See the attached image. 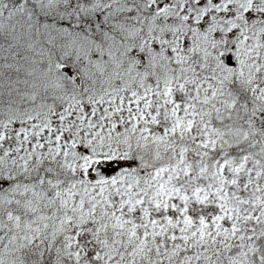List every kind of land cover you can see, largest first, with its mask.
<instances>
[{
  "label": "snow or ice",
  "instance_id": "obj_1",
  "mask_svg": "<svg viewBox=\"0 0 264 264\" xmlns=\"http://www.w3.org/2000/svg\"><path fill=\"white\" fill-rule=\"evenodd\" d=\"M0 264H264V0H0Z\"/></svg>",
  "mask_w": 264,
  "mask_h": 264
}]
</instances>
